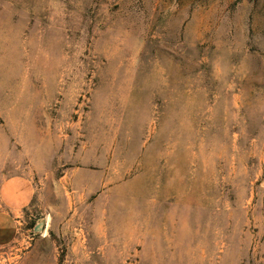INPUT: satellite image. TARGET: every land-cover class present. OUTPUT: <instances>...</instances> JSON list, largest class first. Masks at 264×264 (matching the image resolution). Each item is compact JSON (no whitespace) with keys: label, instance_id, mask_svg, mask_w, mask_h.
Returning a JSON list of instances; mask_svg holds the SVG:
<instances>
[{"label":"rangeland","instance_id":"obj_1","mask_svg":"<svg viewBox=\"0 0 264 264\" xmlns=\"http://www.w3.org/2000/svg\"><path fill=\"white\" fill-rule=\"evenodd\" d=\"M13 176L0 264H264V0H0Z\"/></svg>","mask_w":264,"mask_h":264},{"label":"crops","instance_id":"obj_2","mask_svg":"<svg viewBox=\"0 0 264 264\" xmlns=\"http://www.w3.org/2000/svg\"><path fill=\"white\" fill-rule=\"evenodd\" d=\"M1 196L8 211L0 212V242H6L16 232L14 220L15 216L20 215L17 211L27 207L33 200V184L23 176L7 178L1 186Z\"/></svg>","mask_w":264,"mask_h":264}]
</instances>
